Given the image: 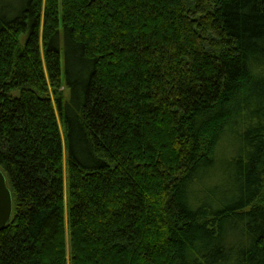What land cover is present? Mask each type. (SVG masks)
I'll list each match as a JSON object with an SVG mask.
<instances>
[{"label": "trees", "instance_id": "trees-1", "mask_svg": "<svg viewBox=\"0 0 264 264\" xmlns=\"http://www.w3.org/2000/svg\"><path fill=\"white\" fill-rule=\"evenodd\" d=\"M0 168V264H264V0H0Z\"/></svg>", "mask_w": 264, "mask_h": 264}, {"label": "water", "instance_id": "water-1", "mask_svg": "<svg viewBox=\"0 0 264 264\" xmlns=\"http://www.w3.org/2000/svg\"><path fill=\"white\" fill-rule=\"evenodd\" d=\"M12 209V191H10L3 169L0 168V230L4 229L11 219Z\"/></svg>", "mask_w": 264, "mask_h": 264}, {"label": "rangeland", "instance_id": "rangeland-1", "mask_svg": "<svg viewBox=\"0 0 264 264\" xmlns=\"http://www.w3.org/2000/svg\"><path fill=\"white\" fill-rule=\"evenodd\" d=\"M4 1H5V2L8 1V2H10V3H12V4L15 2V0H4ZM67 90H68V89H65V92H66V93H67Z\"/></svg>", "mask_w": 264, "mask_h": 264}]
</instances>
